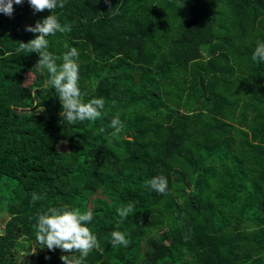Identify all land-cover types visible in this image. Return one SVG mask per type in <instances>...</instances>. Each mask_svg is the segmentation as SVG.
Wrapping results in <instances>:
<instances>
[{
    "label": "trees",
    "instance_id": "1",
    "mask_svg": "<svg viewBox=\"0 0 264 264\" xmlns=\"http://www.w3.org/2000/svg\"><path fill=\"white\" fill-rule=\"evenodd\" d=\"M110 3L66 0L53 13L72 30L47 37L48 50L76 47L83 101L105 100L106 115L76 123L44 87L38 53L18 46L51 12L24 0L0 13V264H20V238L33 264H63L69 253L36 237L51 207L92 211L86 226L104 251L85 264H264V61L252 60L264 0ZM117 115L124 128L113 137ZM157 175L166 194L146 186ZM129 203L135 213L122 219ZM113 231L129 245L112 247Z\"/></svg>",
    "mask_w": 264,
    "mask_h": 264
},
{
    "label": "clouds",
    "instance_id": "2",
    "mask_svg": "<svg viewBox=\"0 0 264 264\" xmlns=\"http://www.w3.org/2000/svg\"><path fill=\"white\" fill-rule=\"evenodd\" d=\"M27 2L34 13L49 10L51 14L37 20L34 26L26 25L25 30L36 34L35 38L27 42H18V46L24 54L38 53L39 59L35 66L38 71H47L48 79L44 87L47 90L55 89V94L62 106L61 118L69 123H76L78 121H95L102 114L106 115L105 100L102 97L92 98L87 102L82 99L85 93L79 86L78 49L69 47L66 43L67 51L63 53L62 57H58L48 50L49 40L47 37L54 36L57 32L69 33L72 30L69 23L62 24L60 18L53 14L58 7H64L66 0H27ZM23 3L24 0H0V13L11 17L14 13L13 5H22ZM105 3H108L112 10L110 0H105ZM58 60L62 62L58 64ZM252 60L264 61V42H257ZM110 127L114 130L111 133L112 136L118 137L124 128L118 115L111 120ZM103 132H105V128L98 129V133ZM146 186H150L151 190L159 194H166L168 191V181L163 175L154 176L146 181ZM40 199H42L41 196L36 193L32 194L33 202ZM117 211L122 219L135 213L134 205L131 203L118 208ZM92 220L91 210L82 213L79 209L51 207L45 212L38 213L37 223L34 227L40 248H47L51 251L60 249L61 252L69 253L61 255L60 259L63 264H85L86 258L93 250L100 253L104 251L97 236L86 226ZM110 242L114 248L126 247L130 243L125 234L120 231L112 232ZM74 253H79V256L72 255Z\"/></svg>",
    "mask_w": 264,
    "mask_h": 264
},
{
    "label": "rangeland",
    "instance_id": "3",
    "mask_svg": "<svg viewBox=\"0 0 264 264\" xmlns=\"http://www.w3.org/2000/svg\"><path fill=\"white\" fill-rule=\"evenodd\" d=\"M34 79V75L31 74V73H26L25 74V77H24V84L25 85H29L32 80ZM30 92L31 89H30ZM31 102L33 103L34 102V99L32 98ZM56 147L58 150H65V147L63 145L62 142H58L56 144ZM37 195L41 196L40 193H39V188H37L35 190V192ZM99 196L100 195V192L98 191L97 193H95L94 196ZM38 202L41 201L40 200H37ZM91 206L90 203H88L87 207L89 208ZM7 218V215L5 213V211H0V232L2 231V228H3V225H4V221L6 220ZM17 246H18V254L20 256V264H33V259H32V254H33V247H32V244L25 238H20L18 240V243H17Z\"/></svg>",
    "mask_w": 264,
    "mask_h": 264
}]
</instances>
